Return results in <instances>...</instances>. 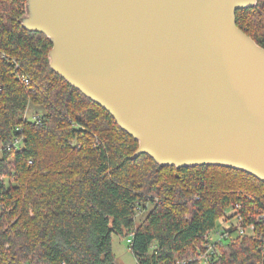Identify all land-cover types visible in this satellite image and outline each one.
I'll list each match as a JSON object with an SVG mask.
<instances>
[{
  "label": "trees",
  "instance_id": "trees-1",
  "mask_svg": "<svg viewBox=\"0 0 264 264\" xmlns=\"http://www.w3.org/2000/svg\"><path fill=\"white\" fill-rule=\"evenodd\" d=\"M27 10L0 0V264H117L115 234L131 236L137 264H205L210 232L238 216L253 233L228 228L211 264H264V182L133 158L139 140L52 68ZM237 25L264 48V0Z\"/></svg>",
  "mask_w": 264,
  "mask_h": 264
},
{
  "label": "water",
  "instance_id": "water-1",
  "mask_svg": "<svg viewBox=\"0 0 264 264\" xmlns=\"http://www.w3.org/2000/svg\"><path fill=\"white\" fill-rule=\"evenodd\" d=\"M257 0H28L52 68L149 154L264 182V48L237 25Z\"/></svg>",
  "mask_w": 264,
  "mask_h": 264
},
{
  "label": "rangeland",
  "instance_id": "rangeland-1",
  "mask_svg": "<svg viewBox=\"0 0 264 264\" xmlns=\"http://www.w3.org/2000/svg\"><path fill=\"white\" fill-rule=\"evenodd\" d=\"M31 110L29 111L28 115H31ZM232 210L230 209L227 213V216L232 214ZM143 216L141 213L138 215V219ZM139 221V220H138ZM239 221L236 217L230 218L228 220L224 218L220 219L217 223L216 228L213 230L212 235L216 239L218 237L217 232L224 230L225 228H230L232 226H238ZM237 234V232H235ZM131 236L123 237L120 235L115 234L113 238L114 242V252L116 255V263L117 264H137L136 258L133 252L129 248V239Z\"/></svg>",
  "mask_w": 264,
  "mask_h": 264
},
{
  "label": "built area",
  "instance_id": "built-area-1",
  "mask_svg": "<svg viewBox=\"0 0 264 264\" xmlns=\"http://www.w3.org/2000/svg\"><path fill=\"white\" fill-rule=\"evenodd\" d=\"M26 81H28V79H26ZM35 119H37V117H35ZM237 219L239 221V225L235 227L238 229L237 231L238 234L253 233L255 229L254 225L244 227L242 223L243 222L242 216H238ZM227 229L228 228H225L224 230L217 232L218 237L216 239L212 235L213 231L210 232L209 243L206 245V251L203 252L200 256V258L205 264H211V262L213 261V258L217 255V252L220 251V247H223L224 244L233 237L232 233ZM131 242L132 240L130 238L129 243Z\"/></svg>",
  "mask_w": 264,
  "mask_h": 264
}]
</instances>
